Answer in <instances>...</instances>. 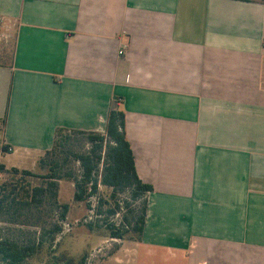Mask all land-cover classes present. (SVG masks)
I'll use <instances>...</instances> for the list:
<instances>
[{
  "label": "crops",
  "instance_id": "1",
  "mask_svg": "<svg viewBox=\"0 0 264 264\" xmlns=\"http://www.w3.org/2000/svg\"><path fill=\"white\" fill-rule=\"evenodd\" d=\"M0 18L12 166L58 128L104 134L119 100L153 191L118 264H264V0H0Z\"/></svg>",
  "mask_w": 264,
  "mask_h": 264
},
{
  "label": "trees",
  "instance_id": "2",
  "mask_svg": "<svg viewBox=\"0 0 264 264\" xmlns=\"http://www.w3.org/2000/svg\"><path fill=\"white\" fill-rule=\"evenodd\" d=\"M5 125V117L0 118L1 133ZM72 135L85 137L91 148L86 152L75 150ZM2 150L7 152L9 146L4 144ZM71 161L80 164L79 176L68 166ZM37 165L43 173L17 167L7 171L12 177L9 182L0 183V223L33 226L44 231L43 217L46 210L54 208L61 210V219L66 220L71 204L59 203L60 181L66 179L74 184V201L85 202L88 210H92L91 198L98 194L101 185L112 189L111 199L117 194L128 192L133 201L142 200L140 212L132 210L133 221L127 216L124 217L131 226L130 229L125 230L124 226L117 227L115 224L108 228L111 238L142 241L149 204L148 195L153 187L142 181L137 173L134 153L126 134V114L120 108L119 100L113 102L104 134L58 128L52 149L38 159ZM5 168L4 164L0 165L1 172ZM35 179L42 182L34 184ZM103 204L104 200L100 198L98 214L103 212ZM127 206L130 207V204ZM109 213L115 214L116 209L110 208ZM86 225L90 229H94V226L101 227L93 222ZM61 232L62 228L56 225L48 240L50 248L54 246ZM129 234L131 236L127 237ZM46 237V233L41 231L31 242L21 243L0 232V262L26 263L42 250ZM88 257L89 254L84 253L77 264H85ZM68 262L75 264L73 259Z\"/></svg>",
  "mask_w": 264,
  "mask_h": 264
},
{
  "label": "rangeland",
  "instance_id": "3",
  "mask_svg": "<svg viewBox=\"0 0 264 264\" xmlns=\"http://www.w3.org/2000/svg\"><path fill=\"white\" fill-rule=\"evenodd\" d=\"M17 22L0 18V65L11 62L15 40H16ZM72 143L75 150L86 152L91 148V144L85 137L72 135ZM2 133L0 132V165H5V171L0 170V183L9 182L12 174L7 173L15 161L8 156L11 152L2 150L3 147ZM35 164L22 165L19 169L31 170L35 173H43ZM76 173V176L81 174L80 164L71 161L68 165ZM41 180H33L34 184H40ZM112 189L100 186L98 194L91 198L92 210H88L85 202H75V188L72 181L63 179L60 181L59 203L71 204V209L66 220L61 219V210L56 208L47 209L44 215V231L41 228L24 225H13L0 223V232L4 235H10L15 240L21 243H29L34 240L40 232H45L47 237L46 243L42 250L32 259L24 264H69L68 260L73 259L75 264L84 253H88L89 257L85 264H118L122 261L119 250L121 246L120 239H114L110 236V225L115 224L117 227L124 226L125 230L131 228L128 222L124 220L127 216L133 221L132 210H141L142 200L133 201L130 198V193L117 194L114 199H111ZM104 200L102 206L103 212L98 214L97 207L99 199ZM130 204V207L127 204ZM119 205V206H116ZM115 208L116 213L110 214L109 209ZM129 208V209H128ZM93 222L94 225H101L90 229L86 224ZM60 226L62 232L58 234L57 240L52 248H50L48 240L52 235L55 226ZM131 234L127 235L130 237ZM124 240H128L124 239ZM0 264H5L0 262Z\"/></svg>",
  "mask_w": 264,
  "mask_h": 264
},
{
  "label": "built area",
  "instance_id": "4",
  "mask_svg": "<svg viewBox=\"0 0 264 264\" xmlns=\"http://www.w3.org/2000/svg\"><path fill=\"white\" fill-rule=\"evenodd\" d=\"M120 54H124V51H123V50H121V51H120Z\"/></svg>",
  "mask_w": 264,
  "mask_h": 264
}]
</instances>
